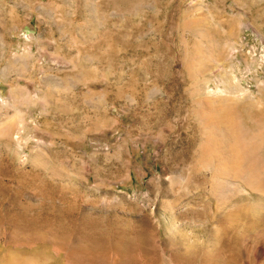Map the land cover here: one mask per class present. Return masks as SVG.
I'll list each match as a JSON object with an SVG mask.
<instances>
[{"label": "rangeland", "instance_id": "374dc122", "mask_svg": "<svg viewBox=\"0 0 264 264\" xmlns=\"http://www.w3.org/2000/svg\"><path fill=\"white\" fill-rule=\"evenodd\" d=\"M0 264H264V0H0Z\"/></svg>", "mask_w": 264, "mask_h": 264}]
</instances>
